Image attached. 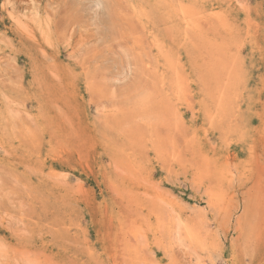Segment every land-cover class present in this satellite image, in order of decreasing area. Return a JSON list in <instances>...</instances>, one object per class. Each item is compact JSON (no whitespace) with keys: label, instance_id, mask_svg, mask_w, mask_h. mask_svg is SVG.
<instances>
[{"label":"rangeland","instance_id":"374dc122","mask_svg":"<svg viewBox=\"0 0 264 264\" xmlns=\"http://www.w3.org/2000/svg\"><path fill=\"white\" fill-rule=\"evenodd\" d=\"M0 264H264V0H0Z\"/></svg>","mask_w":264,"mask_h":264}]
</instances>
